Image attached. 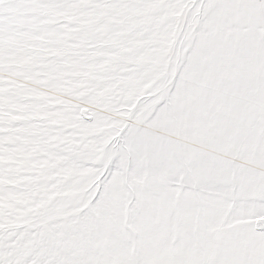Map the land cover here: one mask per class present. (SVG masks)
Segmentation results:
<instances>
[{
    "label": "snow or ice",
    "instance_id": "snow-or-ice-1",
    "mask_svg": "<svg viewBox=\"0 0 264 264\" xmlns=\"http://www.w3.org/2000/svg\"><path fill=\"white\" fill-rule=\"evenodd\" d=\"M0 264H264V0H0Z\"/></svg>",
    "mask_w": 264,
    "mask_h": 264
}]
</instances>
